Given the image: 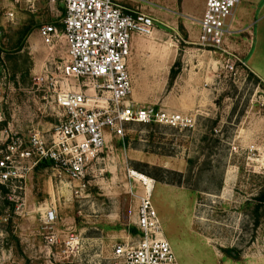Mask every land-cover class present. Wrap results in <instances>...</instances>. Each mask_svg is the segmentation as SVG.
I'll use <instances>...</instances> for the list:
<instances>
[{
  "label": "rangeland",
  "instance_id": "374dc122",
  "mask_svg": "<svg viewBox=\"0 0 264 264\" xmlns=\"http://www.w3.org/2000/svg\"><path fill=\"white\" fill-rule=\"evenodd\" d=\"M202 2L187 0L185 8L183 0L119 3L152 15L154 31L176 38L182 53L184 41L197 42L194 19ZM0 11L5 18L0 19V132L25 138L33 131L49 133L65 113L56 92L48 84L38 86L37 78L48 71L60 86L63 78L56 68L67 58V45L64 38L54 47L43 44V59L38 55L36 60L26 45L31 33L22 39L20 34L48 24L62 30V7L49 0H0ZM246 36L235 32L225 42L241 60L240 48L248 51L251 46ZM227 58L218 57L222 73L209 86L210 104L196 115L193 129L127 124L124 136L106 140L84 187L42 165L26 180L23 215L16 214L9 192L3 191L0 225L7 242L6 260L0 264H116L114 248L122 235L136 229L133 220L145 193L132 172L152 181V203L180 264H264V205L256 200L264 191V85L241 64L235 73L227 72ZM67 83L65 89L79 91L87 81ZM159 95L158 107L168 89ZM50 208L58 218L52 229H45L42 210ZM51 233L57 243L48 246ZM69 233L81 239L83 249L64 246Z\"/></svg>",
  "mask_w": 264,
  "mask_h": 264
},
{
  "label": "built area",
  "instance_id": "2783aa9c",
  "mask_svg": "<svg viewBox=\"0 0 264 264\" xmlns=\"http://www.w3.org/2000/svg\"><path fill=\"white\" fill-rule=\"evenodd\" d=\"M49 1L62 7V30L48 24L39 29V35L48 47H54L64 38L67 58L56 68L63 78L60 86L48 71L37 78V84H48L56 92V102L65 115L49 133L33 131L25 138L9 131L0 132V200L3 191H8V200L14 202L18 215L26 210L23 197L26 180L40 165L49 164L84 187L90 165L106 146L107 133L122 137L129 123L160 124L185 130L196 125V116L192 114L171 113L152 106L133 108L125 104L132 93L128 70L132 40L136 35L150 37L153 34L155 19L152 15L126 9L120 5V0ZM241 1L206 0L203 17L198 22V45L228 56L225 70L230 73L237 71V63L244 66L225 46L232 35L227 22ZM70 80L87 81L86 89H65L69 88ZM143 186L145 193L139 197L137 210L139 240L117 244L113 260L116 264H180L152 203L153 188ZM57 218L54 208L47 209L42 219L45 229H52ZM6 242L7 232L0 225L1 262L6 260ZM46 243L48 246L57 243L54 233L46 237ZM64 246L77 252L84 248L75 235L68 236Z\"/></svg>",
  "mask_w": 264,
  "mask_h": 264
},
{
  "label": "crops",
  "instance_id": "0c3cea01",
  "mask_svg": "<svg viewBox=\"0 0 264 264\" xmlns=\"http://www.w3.org/2000/svg\"><path fill=\"white\" fill-rule=\"evenodd\" d=\"M186 1L183 0L184 8ZM205 4L206 0L202 2V9L199 16L194 19L195 21L199 22L203 17ZM10 14L13 16V13H8L7 16L9 17ZM2 18L5 19L3 14L0 15V19ZM227 26L231 29L232 34L244 32L247 33V39H251L248 51H243L240 48L241 54H244L242 61L244 68L264 85V0H242L227 22ZM233 29L236 31L233 32ZM199 37L200 27L198 24L197 42L184 41L187 46L180 53L178 40L176 38L167 39L166 35L160 34L157 30L146 40L141 36H134L131 56L128 61L132 93L125 104L133 108L152 106L171 113L201 115L202 109L210 104L209 86L216 84L222 71L219 69L221 62L218 59L221 55L200 49L198 47ZM159 42H163V44L161 45ZM43 44L39 30L38 32L32 31L27 36V49L35 55V58L39 55L43 59L40 53L43 51ZM177 63L180 66L179 73L171 80V71ZM167 89L168 97L164 101H160V107H158L159 101H156L155 98L160 97V91H167ZM150 97L154 100H151ZM112 136L114 135L107 133L106 140ZM42 165L37 167L33 173L38 171ZM42 212L44 213L42 214L43 219L45 210ZM133 221L135 226L137 213L136 219ZM133 230H136L137 234L134 235L128 231L127 234L121 236L120 243L138 241L137 226ZM96 264H102V262L99 261Z\"/></svg>",
  "mask_w": 264,
  "mask_h": 264
},
{
  "label": "trees",
  "instance_id": "16d2710c",
  "mask_svg": "<svg viewBox=\"0 0 264 264\" xmlns=\"http://www.w3.org/2000/svg\"><path fill=\"white\" fill-rule=\"evenodd\" d=\"M29 33H31L30 29H24V31L20 34L21 35V39H22V37L26 36ZM0 55H1V49H0ZM178 67H179L178 63L175 64V66L173 67V69L171 71V80L173 78H175L177 76V74L179 73V70L177 69ZM256 200L258 201L259 206L264 205V191L260 193V195L257 197ZM132 233L135 235V234H137V231L133 230ZM228 253H229V251H228Z\"/></svg>",
  "mask_w": 264,
  "mask_h": 264
},
{
  "label": "bare ground",
  "instance_id": "6f19581e",
  "mask_svg": "<svg viewBox=\"0 0 264 264\" xmlns=\"http://www.w3.org/2000/svg\"><path fill=\"white\" fill-rule=\"evenodd\" d=\"M136 177H138V179L142 182L143 185L147 186V189H151L153 188V184L151 183L152 181L150 179H148L147 177H145L144 175L142 176L141 174L138 173H134L132 172Z\"/></svg>",
  "mask_w": 264,
  "mask_h": 264
}]
</instances>
